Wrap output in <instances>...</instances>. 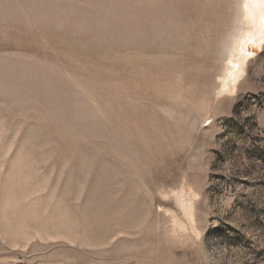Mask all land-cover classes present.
I'll list each match as a JSON object with an SVG mask.
<instances>
[{
    "label": "rangeland",
    "instance_id": "rangeland-1",
    "mask_svg": "<svg viewBox=\"0 0 264 264\" xmlns=\"http://www.w3.org/2000/svg\"><path fill=\"white\" fill-rule=\"evenodd\" d=\"M244 1L0 0V264H264Z\"/></svg>",
    "mask_w": 264,
    "mask_h": 264
},
{
    "label": "bare ground",
    "instance_id": "bare-ground-1",
    "mask_svg": "<svg viewBox=\"0 0 264 264\" xmlns=\"http://www.w3.org/2000/svg\"><path fill=\"white\" fill-rule=\"evenodd\" d=\"M242 15L248 24L254 28V31L250 28L240 38V42H245V46L242 45V52L244 53V58H246L245 56H248L249 52L245 51V47L249 41H262L264 39V0H245ZM243 64L244 61L237 62L233 68L228 70L226 85L229 82L234 83L237 81L242 72L241 67Z\"/></svg>",
    "mask_w": 264,
    "mask_h": 264
}]
</instances>
